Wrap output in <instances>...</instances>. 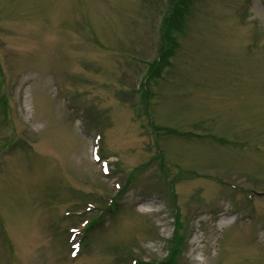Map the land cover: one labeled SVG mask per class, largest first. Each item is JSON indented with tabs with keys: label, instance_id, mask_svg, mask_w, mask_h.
Returning a JSON list of instances; mask_svg holds the SVG:
<instances>
[{
	"label": "rangeland",
	"instance_id": "rangeland-1",
	"mask_svg": "<svg viewBox=\"0 0 264 264\" xmlns=\"http://www.w3.org/2000/svg\"><path fill=\"white\" fill-rule=\"evenodd\" d=\"M0 264H264V0H0Z\"/></svg>",
	"mask_w": 264,
	"mask_h": 264
}]
</instances>
